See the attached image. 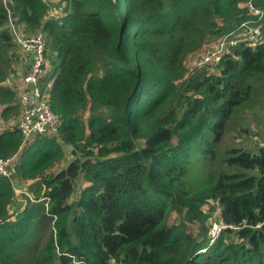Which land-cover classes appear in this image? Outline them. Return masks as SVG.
Returning <instances> with one entry per match:
<instances>
[{
  "label": "trees",
  "instance_id": "1",
  "mask_svg": "<svg viewBox=\"0 0 264 264\" xmlns=\"http://www.w3.org/2000/svg\"><path fill=\"white\" fill-rule=\"evenodd\" d=\"M10 18L43 37L54 134L15 127ZM0 105V264H264V0H0Z\"/></svg>",
  "mask_w": 264,
  "mask_h": 264
},
{
  "label": "built area",
  "instance_id": "2",
  "mask_svg": "<svg viewBox=\"0 0 264 264\" xmlns=\"http://www.w3.org/2000/svg\"><path fill=\"white\" fill-rule=\"evenodd\" d=\"M248 9L254 15H261L260 8L251 1L247 4ZM246 25V23H243ZM14 40L25 51L31 53L32 67L28 72L22 74L21 83L17 89V98L21 104L20 117L17 120L16 128L21 131L25 140L34 134H54L60 122L59 115L52 109L51 105L43 95L39 86V77L42 74V63L44 62V41L42 35L18 36L17 30L13 29ZM260 29L257 26L248 25L244 40L253 43L259 37ZM16 35V36H15ZM231 34L220 38L216 44L209 45L194 60L191 67L202 68L206 64H216L229 44H235L237 39L230 37ZM188 60L186 61V63ZM188 65V64H187ZM17 155L0 158V175L7 177L14 176ZM226 226L223 222H213L211 234L217 236L222 227Z\"/></svg>",
  "mask_w": 264,
  "mask_h": 264
},
{
  "label": "rangeland",
  "instance_id": "3",
  "mask_svg": "<svg viewBox=\"0 0 264 264\" xmlns=\"http://www.w3.org/2000/svg\"><path fill=\"white\" fill-rule=\"evenodd\" d=\"M120 13L122 12V10L119 11ZM59 11L58 10H53L49 13V16L50 17H57L59 16ZM8 24H9V27L13 30H17V35L18 36H23V37H27V36H34V34H30V33H26L25 32V29H24V25L23 24H17L15 19L14 18H10V20L8 21ZM16 36V35H15ZM221 37L217 38L216 37H213L211 38L210 42H208L206 44V48L211 45V44H214L216 42H219ZM213 39V40H212ZM204 47V48H205ZM203 48V49H204ZM205 48V49H206ZM16 50L17 52L23 57H25L27 59V53L23 50V53L24 55L20 52V48L16 46ZM201 53V52H200ZM200 53H196V52H193L192 55L188 56L186 61L188 60V62L186 63V65L188 64L189 67H191L192 63L194 62V60L200 55ZM20 83H21V79H20V75L16 72H13V74H10L8 80L5 82V84L13 87L15 89V91H17L18 87L20 86ZM1 108L2 106L0 105V112H1ZM247 117H248V121L249 123H251L252 127H258V130L260 131L261 133V128H260V125H261V120H256L254 119L253 117L249 116V114H247ZM3 118L0 117V121L2 120ZM4 123H7L6 121H1L0 122V125L4 124ZM8 124V123H7ZM0 131H1V127H0ZM248 139L250 142H258L261 140V135H255V134H251V135H248ZM18 162V161H17ZM19 179L17 178H14V183L18 182ZM28 183V181H24L23 183L19 184L20 186H18V184L16 183V188L19 189V191L21 192H18L19 194L22 193V192H25V190L23 189V187H25V185ZM84 185V182H81L80 183V187ZM31 197V196H30ZM24 200L25 198L23 199L21 196L18 197V201L22 202L21 206L24 204ZM20 206V205H19ZM217 216V214H216ZM218 222V221H217ZM221 222V221H220ZM218 222V223H220ZM224 224V223H223ZM226 225V224H225Z\"/></svg>",
  "mask_w": 264,
  "mask_h": 264
},
{
  "label": "crops",
  "instance_id": "4",
  "mask_svg": "<svg viewBox=\"0 0 264 264\" xmlns=\"http://www.w3.org/2000/svg\"><path fill=\"white\" fill-rule=\"evenodd\" d=\"M20 55V54H19ZM28 56H30V54L28 53L27 54ZM26 55V56H27ZM21 56V55H20ZM22 57V56H21ZM22 60H23V58H22ZM27 59L25 58L23 61H26ZM29 63H30V61H29ZM22 68L20 69V71L18 72V74L20 75V78H21V76H22V74H24L27 70H28V68L27 69H25V64L22 62ZM26 64H27V62H26Z\"/></svg>",
  "mask_w": 264,
  "mask_h": 264
},
{
  "label": "water",
  "instance_id": "5",
  "mask_svg": "<svg viewBox=\"0 0 264 264\" xmlns=\"http://www.w3.org/2000/svg\"><path fill=\"white\" fill-rule=\"evenodd\" d=\"M19 167H20V163L17 162L15 165L16 170H18Z\"/></svg>",
  "mask_w": 264,
  "mask_h": 264
},
{
  "label": "clouds",
  "instance_id": "6",
  "mask_svg": "<svg viewBox=\"0 0 264 264\" xmlns=\"http://www.w3.org/2000/svg\"><path fill=\"white\" fill-rule=\"evenodd\" d=\"M16 155V154H15Z\"/></svg>",
  "mask_w": 264,
  "mask_h": 264
}]
</instances>
